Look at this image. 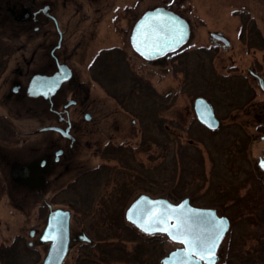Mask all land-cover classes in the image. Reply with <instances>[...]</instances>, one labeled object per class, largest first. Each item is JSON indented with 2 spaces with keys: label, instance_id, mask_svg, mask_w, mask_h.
<instances>
[{
  "label": "rangeland",
  "instance_id": "1",
  "mask_svg": "<svg viewBox=\"0 0 264 264\" xmlns=\"http://www.w3.org/2000/svg\"><path fill=\"white\" fill-rule=\"evenodd\" d=\"M134 1H139L138 6L134 5ZM106 2L111 10L115 4L119 5L114 7L113 11L122 18L120 27L119 21H114L113 28L110 27L109 19L104 24L101 23L97 33L93 32L95 43L92 39L87 40L88 38L83 41L81 48L83 59L80 64L78 57L70 59V64L76 71L84 72L81 75L78 73V78L72 82V85H78V90L73 91V95H67L78 102L76 107L69 108L71 119L80 122V113L88 112L92 115L91 123L82 121L80 124L77 123L76 135L83 143V148L75 151L67 160L69 169L62 172V175L60 173L62 165L58 166L49 162L45 173L39 176L42 186L38 184L35 174L32 180L27 182L30 188L23 186L25 188L21 189L10 184L22 178L21 174L24 175L26 166L35 165L36 162L41 161L43 155L48 152V143L56 140L57 136L54 133L38 130L46 124H51L53 119L51 115L48 117L47 112H41L43 101L40 99L24 95L5 96L4 93L6 83L13 75L15 68L20 67L23 73L40 68L38 56L44 49L37 44L42 42V38H33V41L29 43L24 36H21V33L16 36L15 28H12L10 32L12 37L9 38L12 42L5 41L6 46L4 44L0 46L2 56L9 58L6 72L0 78V115L8 117L14 127V135L9 138V144L0 145V154L6 158V163L0 161V168L7 174V179H9L8 176L11 177L8 180V187L11 190L7 192L4 186L6 179L4 180L0 175V246L9 245L15 237L35 242L36 238L30 239L28 231L33 229L38 232L43 225L44 211L41 208L43 204L41 199L46 198V202L53 204V207L68 208L71 203L67 206L63 204V201L74 200L75 191L81 195L78 187L83 181L79 183L75 180L79 175L102 163L110 166L116 164V160L105 162L99 156L103 147L111 144L130 150L124 154V157L130 155L125 159L129 158L128 162L133 166L142 165L143 169L140 168L139 171H144L151 177L146 179L144 184L130 185L132 187L129 189L128 200L120 216L127 230L123 225L124 233L117 230L118 238L105 240L108 244H119L124 247L123 249L128 252V256L125 257L127 261L119 259L120 261L109 264H142L143 258L147 261L145 264H159L161 257L178 245L171 242L165 235H154L150 243H145L144 240L148 239L146 235L126 222L124 211L138 195L163 197L172 203L187 197L194 206L214 208L217 209L218 214L227 215L222 208H217V203H210L207 200L212 199L214 190L211 191V185L213 183L243 184L239 195L253 191L251 184L256 187L259 184L264 186V172L256 174L252 171L256 167L259 168L258 160L263 158L264 92L248 74L250 68H254L260 74L264 72V0H126L128 6L122 5L121 0H114V2L106 0ZM165 3L186 18L190 27L192 26L191 36L186 47L181 49L182 51L148 64L132 52L125 36L126 32L122 33V29L144 9ZM104 4L105 2L102 1L95 6L105 8ZM119 11L123 12V16ZM112 14L111 11L108 18ZM86 29H88L87 33L91 31L88 26L83 31ZM211 32L223 33L230 41V46L226 48L219 45L215 49L211 48L214 46L209 37ZM256 38L257 40L262 38L263 46L256 41ZM72 43L75 44V41ZM101 49H118V52L114 51L115 58L122 60L124 71L148 82L160 94L168 91L175 94L174 100L171 103L168 102L167 109L161 113V116L166 119L163 125L170 129L168 139L171 143H168V147L170 148L173 142L185 143L191 140L200 150L203 161L201 177L193 182L188 181L189 184L184 187L183 196L171 194L172 198H169L167 194L172 189V185L167 186V182L162 184L155 182L153 168L157 161L161 160L158 158L160 151L153 145L146 152L138 151L141 141L138 121L124 113L101 86L103 84L101 80L104 77L100 74V66L96 67L95 64L96 68L91 70L92 75L95 76L94 79L88 76V66ZM0 60L4 61L1 57ZM182 62L188 63L192 72L190 75L182 71L184 69ZM79 65H83L84 70L79 68ZM215 75L228 76L235 79L238 84L243 83L250 92V102L238 109L235 104L229 102L231 101L228 100L229 95H223L222 100L218 101L210 94L208 96L202 93L201 86L206 81L214 79ZM20 81H23L24 85L27 76L20 79L19 83ZM193 86L195 89H192ZM198 97H205L215 104L213 105L214 113L220 123L218 128L208 129L196 119L193 104ZM133 170L137 172V169ZM130 173H133L132 170ZM73 180L77 186L75 189L71 188L72 184L69 185ZM117 182L118 179L111 177L96 187V191H93V197L96 199L92 204V210L85 216L77 214L76 218L74 217L75 228L93 227L91 224L96 221L95 216L101 199H108V196H111ZM54 187L55 189L50 190ZM26 188L28 191L25 190ZM30 189L38 192L34 193L29 191ZM82 191L85 193L84 190ZM18 198L28 202L25 208L15 206L13 201ZM225 204L228 206L230 203ZM258 208L254 211L255 216H252L254 212H249L242 213L236 220L229 217L231 227L218 251L216 264H243V259L264 257V244H259V241H264V221L260 220L263 218L261 216L264 212L263 204ZM107 225L106 222L105 226ZM91 231L86 232L93 237ZM108 236L114 235L103 234V239ZM138 241L139 245H137ZM231 244L234 250L232 255L240 256L237 259L232 258L228 251ZM20 248L22 249L18 258L20 264H35L36 259L39 264L46 253L45 246H34L33 249L28 250V247L22 244ZM132 251L136 255L130 256L129 252ZM133 257L137 259V262L133 260ZM256 263L264 264V261L258 260ZM65 264H73L72 259L67 258Z\"/></svg>",
  "mask_w": 264,
  "mask_h": 264
},
{
  "label": "trees",
  "instance_id": "2",
  "mask_svg": "<svg viewBox=\"0 0 264 264\" xmlns=\"http://www.w3.org/2000/svg\"><path fill=\"white\" fill-rule=\"evenodd\" d=\"M3 44L0 42V46ZM0 55H2L1 52ZM120 61L121 60L118 61L117 59L113 60L115 63H108L107 67L109 65L113 67H122ZM181 65L184 67V69H182L184 73H188L189 75L192 73L190 72L187 62H182ZM120 73L118 69L106 73V77L101 80L103 83L101 86L106 89L107 94L114 99L118 107L124 113L138 121L141 134L138 151L146 152L150 150L152 145L160 151V155L158 153V158H161V160L160 162L157 161L153 168L155 172V182L157 184L167 182V186L172 185V189H170L167 194L169 198H172L171 194L183 196V190L185 189L184 187L189 184L188 181L193 182L201 177L203 161L200 150L191 140L185 143L173 142L171 145L172 149L168 147V143H171L168 139L170 136V129L163 125L166 119L161 116V113L167 109L168 102L171 103V101L174 100L175 94H172L171 91L160 94L156 92L148 82L130 74V72L127 73L125 71L122 76H120ZM201 87L203 89L202 93H206L208 96L210 94L218 101L222 100L221 97L223 95H229L228 100H231L229 102L235 104L238 109L250 102V92L245 85L243 83L238 84L235 79H231L228 76L215 75L214 79L206 81ZM192 89H195V87L193 86ZM213 105L215 106V104ZM13 128L11 120L8 117L0 115V137L6 140L12 138L14 135ZM177 128L179 127L177 126ZM127 151L130 150H127L123 146H112L111 144H107L103 147L99 153L102 160L105 162L116 160V164L110 166L107 165V163H102L100 166L79 175L76 182L81 183V181H83L78 187V189L80 188L81 195L78 191H75L74 200L63 201L65 205L71 203L69 207L74 211L75 215L81 214L85 216L92 210V204L96 199L93 197V191H96V187L108 181L111 177L118 179L116 189H114L111 196H108V199H101L99 210L95 216L96 221L91 224L93 227H84L87 232L92 230L91 232H93L97 240H104L102 247L106 246L104 247L106 253L96 254L93 251L95 250L94 248L92 250L93 252L89 251V255L90 253L91 255L87 256L86 262L81 261L80 264H89L91 262L89 257H91V259L98 258L99 262H107L108 264L114 261H120L119 259L127 261L125 257L128 256V252L123 249L124 247L121 246L117 251L116 245L108 244L105 240L108 238H118L117 233H119V231L117 230H120L121 233H124L122 231L124 228L127 230V227L122 224L120 216L125 202L128 200L129 189L134 185L144 184L146 179L151 177L149 174H145L144 171H139L140 168L143 169L142 165L133 166L129 164V158H125L130 155L124 157ZM186 152L188 154H186ZM133 169H137V172ZM131 170L133 173H130ZM257 183L259 184V182ZM131 184L132 186H130ZM242 185L243 184L222 185L221 183H213L211 185V191L214 190L212 192V199L207 200L210 203H217V208H222L233 220L238 219L242 213L248 214L249 212L257 211L259 209L258 207L262 204L264 206V186H260L259 184V186L256 187L251 184L253 191H247L243 195H239V190ZM82 190H84L86 194L82 193ZM226 202L230 204L226 206ZM262 211H264V209ZM255 213L256 212H254L252 216H255ZM261 216L263 218H260V220L264 221V212ZM113 218L117 221L112 220ZM115 221L117 222L116 226L114 225ZM106 222L108 224L107 226H105ZM123 225L125 226L124 228ZM103 234L114 236H108L103 239ZM259 242L260 245L264 244V241ZM20 246L19 240L15 239L10 247L0 248V264H20L18 262V258L22 252ZM33 248H28V250ZM228 251H230L232 258L237 259L240 257L238 255H232V252H234L232 244L228 248ZM82 254L84 255V252L80 253V255ZM129 254L130 256L135 255L133 251L129 252ZM260 258L261 256H255L243 259V264H254L258 260L264 261V257H262V259ZM37 262L38 260L36 259L35 264H37Z\"/></svg>",
  "mask_w": 264,
  "mask_h": 264
},
{
  "label": "flooded vegetation",
  "instance_id": "3",
  "mask_svg": "<svg viewBox=\"0 0 264 264\" xmlns=\"http://www.w3.org/2000/svg\"><path fill=\"white\" fill-rule=\"evenodd\" d=\"M102 1L105 2L104 4L105 8H102V6L100 7L95 6L97 3L102 2ZM108 1L111 2V0H108ZM125 1L126 0H121L122 5L128 6V3ZM138 2L139 1H134V5L137 4L136 6H138ZM107 4L108 3L106 2V0H0V42L2 44L4 43V45L6 44L5 41L12 42V40H9V38L12 37L10 32L12 31V28H15L14 31L17 33L16 36L21 33V36H24L26 40L29 41V43L33 41L32 40L33 38H36V37L42 38V42L37 45L40 46L41 48L43 47L44 49L42 54L38 56L40 58V61H39L40 68L38 70L36 71L28 70L25 73H23L20 67L15 68L13 75L9 78V80L6 83V88L4 90L5 96H9L11 94L26 96L25 89L28 85L30 78L33 75L39 74V75H43L46 77H51L54 74L68 75L67 71L64 69L66 67L70 71V75L68 79L61 84L60 88L57 90V92L52 97L48 99H43L41 97L35 98V99H40V101H43L42 102L43 105H41L42 106L41 112L43 113L47 112L46 114H48V117L49 115H51L53 119V122L51 124H46L42 126L41 128H39L38 130H40L41 132H47V131L52 132L57 136L56 140H52L48 143V147H47L48 152H46L43 155L42 160L36 162V164L34 165L35 178L38 181V184L41 186L42 184L39 180V176L40 174L45 173V169L49 162H51L52 164H57L58 166L62 165V169H61L62 171L60 172L62 175V172L67 171L69 169L67 165L68 164L67 160L71 157V155L75 151H80L83 148L82 147L83 143L79 140L78 136L76 135L77 123L80 124L81 121L83 123H91L92 115L89 114L88 112H83V113H80V116H81L80 122H75L74 120L71 119L69 108L72 106L76 107L78 105V102L75 99H71L67 97V95L68 94L73 95L74 94L73 91L78 90L77 88L78 85L74 86L72 85V82L78 78L79 71H76L75 68L70 64V59L74 57H78L77 60L80 64L81 60L83 59L82 57L83 55L81 51L83 41L86 38H88L87 40L92 39L93 43H95L94 42L95 37L93 36V32L97 33V29H100L99 25L101 23L104 24L109 19V21L111 22L110 27L113 28L115 24L114 21L115 22L119 21V27H120L121 25L120 21H122V18L119 17L116 11H113L114 7H119V5L115 4L114 6H112L113 9L111 10L107 6ZM156 7L167 8V4L165 3L161 5H154L150 8L144 9L132 22H127L126 26L123 27L122 29V33L124 31L126 32L125 36H127L128 45L130 49L132 50V52L135 55H137V57H139L141 60H143L144 62L148 64L154 63L160 59L149 61L141 57L139 54H137L133 50L130 44V35H131L132 28L134 24L136 23V21L145 12L152 10ZM111 11L113 12V14L111 15V17L108 18V15ZM119 13H121V16H123V12L119 11ZM86 25L88 26V28H91V31L89 33H87L88 29H86V31H83L87 27ZM211 34H215V37H211ZM209 37L214 45L213 47H211L213 49H215L219 45L226 47V48L230 46V45L224 46L223 42L219 39V37H224L225 39H227L224 36V34L221 32H211L209 34ZM72 41H75V44H73ZM256 41L261 46H263L262 38H260L259 40H257L256 38ZM115 50L118 52V49H101L99 52H97L92 62L88 66V73H89L88 76L90 75L91 78L93 77L95 78V76L92 75L91 70L93 68H96L97 66L98 67L100 66V69H101L100 74L102 75V77H106V73L114 71V69L115 70L118 69V72H121L120 76H122V74H124L125 72L124 66H123L124 63L122 62L121 59L115 58L116 56L114 52ZM0 57L4 60V61L0 60V78H2L6 72L9 58L2 56V55H0ZM164 57H167V55ZM116 59L118 61L121 60L120 63L122 67L121 66L113 67L112 65H109L107 67L108 63H111L113 62V60H116ZM95 64H96V67L94 66ZM82 67L83 65H79V68L83 69ZM79 74L80 75L84 74V72L81 71ZM248 74L255 81L259 89H261L259 85V80L262 79L264 82V75H263L264 72L263 74H260L257 71H255L254 68L253 69L250 68L248 69ZM25 76H27V81L23 85L24 82L20 81L19 83V80L22 78H25ZM63 86L64 88L62 89ZM61 89H62V92L58 97V93L60 92ZM206 100L212 106L213 111H214L213 104L208 99ZM69 102L71 104L66 106ZM45 128H55V129L45 130ZM1 144H9V139L6 140L5 138L3 139L0 137V145ZM263 157H264V152H263ZM1 160L4 161V163H6V158L0 154V161ZM73 170L74 168L72 169V171ZM252 171L253 173L260 174L264 172V168L256 167ZM0 175L4 178V180L6 179L4 181L5 190L7 192H10L11 189L8 187L9 186L8 180L11 179V177L8 176L9 179H7V174L1 168H0ZM75 180L69 183L70 186L71 184L73 185L71 186V188L73 189L77 187L76 184H74ZM11 185L13 187H19L21 189H24L25 187H29V184H27V181L21 180V179L20 180L18 179L15 182H12L10 186ZM53 189H55V187L50 188V190H53ZM25 190L28 191L27 188ZM29 191H32L34 193L36 192L31 189ZM37 197L40 199L39 196ZM46 200H47L46 198L41 199V201L43 202L41 208L44 211L43 213L44 218L42 219L43 225L38 230V232L33 229L28 231V236L30 239H33V238L34 239L36 238V240L38 239L40 233L42 232L45 226V221H46L47 213L49 211V206H51L52 209L62 208V207H53V204L46 202ZM13 202L15 206H18L19 208H22V209L25 208L26 205L28 204L26 200L21 199V198L15 199ZM64 209H68L71 212V217H70V222H69L71 241H70V248H69L68 256L64 260L63 264H65V261L67 260V258L72 259L73 264H77V263L80 264L81 261L86 262L87 256L89 255V251L91 252L94 251V253L96 254L106 253L105 252L106 249L104 248L106 246L102 247L103 245L102 243H104V241H99L97 240L95 236L93 237L90 236L84 228H75L73 224L74 217L76 216L74 211L70 207L64 208ZM221 216L227 217L229 220V229L227 231L228 233L231 227V219L229 218L228 215H221ZM112 220H115V218H113ZM31 231H33L34 233L33 236H30ZM82 231L90 239V242L74 240L77 237V235L81 233ZM144 235H146V238H148L144 240L145 243H150L151 237L154 236V235H148V234H144ZM226 235L222 239L221 244L218 247V250L216 252V255H217L216 262L218 260V255H219L218 251L221 249V246L223 244V241ZM15 239L19 240L20 245L23 244L25 247H28V248L34 247V245L29 246V242H32L31 240L25 241V239L22 237H15ZM170 241L173 242L172 240ZM11 243L9 245L0 246V248L10 247ZM173 243L178 245L175 249L181 248L183 246L182 244L177 243V242H173ZM137 245H139V241ZM44 246L48 247V244H44ZM116 246H117V251H118L121 248V245L116 244ZM94 248L95 250H93ZM175 249L168 251L164 256L161 257V259ZM82 252H84V255L83 254L80 255V253ZM89 258L91 261L89 264H99V263L108 264L107 262L105 263L103 262L101 263V261L99 262L98 258H93V257H92L93 259H91V257ZM161 259H160L159 264H161ZM133 260L137 262V259L135 260L134 257H133ZM145 261L146 260L143 258L142 264H145ZM202 264H205V263H202Z\"/></svg>",
  "mask_w": 264,
  "mask_h": 264
},
{
  "label": "water",
  "instance_id": "4",
  "mask_svg": "<svg viewBox=\"0 0 264 264\" xmlns=\"http://www.w3.org/2000/svg\"><path fill=\"white\" fill-rule=\"evenodd\" d=\"M165 25H170L178 29V35L182 34L183 38L179 40V43L172 44L169 47H163L162 50L156 51L154 49L158 46L157 42L160 37L155 35L153 30L156 32L163 31ZM190 34L189 23L182 16L173 12L169 6L167 8L156 7L145 12L136 21L131 31L130 44L133 50L141 57L153 61L179 50L187 43ZM211 37H215V34H211ZM219 39L223 42L224 46L230 45L229 41L224 37H219ZM64 69L68 75L54 74L51 77L39 74L33 75L25 89V95L30 98L41 97L43 99L52 97L70 75L69 69L67 67ZM259 85L264 91V82L262 79L259 80ZM69 104L71 103L69 102L66 106ZM193 108L197 120L204 126L211 130L219 126V121L214 115L213 108L206 99L202 97L196 98ZM48 129L55 128H45V130ZM262 162H264V158L260 159L258 163L261 168H264V163ZM25 168L26 171H24V175L21 174V177L24 178L23 180L29 182L32 180L33 174H35V167L33 164ZM70 217L71 212L69 210L63 208L52 209L49 206L45 226L35 241L39 245L48 244L46 253L39 264H63L70 248ZM124 218L126 222L133 225L142 233L164 234L173 242L183 245L181 248H177L163 257L161 264H215L217 258L216 252L229 229V220L227 217L219 216L214 208L193 206L187 197L177 203H172L167 198L140 194L126 207ZM178 218L179 222H184L192 228V235L200 233L205 238H207L208 232L204 230L216 228L218 222L223 220V223L219 224L222 231L211 257L204 256V258H201L196 253H192L191 257L185 255V250L188 246L182 239L178 240L174 238L179 235L175 228V225L178 223ZM33 234V231H31L30 236H33ZM74 240L90 242V239L83 231ZM32 245L33 242H29V246Z\"/></svg>",
  "mask_w": 264,
  "mask_h": 264
},
{
  "label": "snow or ice",
  "instance_id": "5",
  "mask_svg": "<svg viewBox=\"0 0 264 264\" xmlns=\"http://www.w3.org/2000/svg\"><path fill=\"white\" fill-rule=\"evenodd\" d=\"M154 34L159 36L160 39L157 42V47L154 49L156 51L162 50L163 47H169L172 44L179 43V40H181L182 34L178 35V29H176L173 26L165 25L163 31L156 32L155 30ZM264 163V162H262ZM131 218V216H130ZM163 222V221H161ZM223 220H220L218 222V225L216 228L211 230H204L208 232L207 238L203 234H196L192 235V228L188 225H186L184 222H179L175 225V228L179 235L175 236V239H182L183 242L188 246L185 250V255L187 257H191L192 253H196L197 256H200L201 258H204V256L211 257L213 255V249L216 246V242L219 239V235L222 231V229L219 227V224H222ZM143 227V225H141ZM150 230V229H146ZM167 230V229H165Z\"/></svg>",
  "mask_w": 264,
  "mask_h": 264
}]
</instances>
